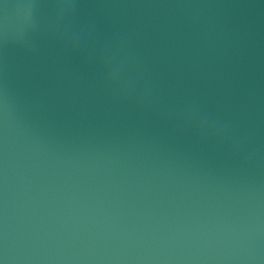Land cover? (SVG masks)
<instances>
[{
    "label": "water",
    "instance_id": "water-1",
    "mask_svg": "<svg viewBox=\"0 0 264 264\" xmlns=\"http://www.w3.org/2000/svg\"><path fill=\"white\" fill-rule=\"evenodd\" d=\"M0 264H264V0H0Z\"/></svg>",
    "mask_w": 264,
    "mask_h": 264
}]
</instances>
